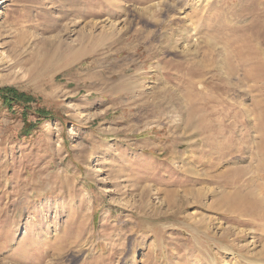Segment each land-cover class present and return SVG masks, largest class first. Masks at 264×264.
<instances>
[{
  "label": "rangeland",
  "instance_id": "374dc122",
  "mask_svg": "<svg viewBox=\"0 0 264 264\" xmlns=\"http://www.w3.org/2000/svg\"><path fill=\"white\" fill-rule=\"evenodd\" d=\"M0 87V264H264V0H0Z\"/></svg>",
  "mask_w": 264,
  "mask_h": 264
},
{
  "label": "bare ground",
  "instance_id": "6f19581e",
  "mask_svg": "<svg viewBox=\"0 0 264 264\" xmlns=\"http://www.w3.org/2000/svg\"><path fill=\"white\" fill-rule=\"evenodd\" d=\"M247 48L250 49V50L253 49L250 46H247ZM226 55H227V58L224 61V63H222L221 67H223V69H225L226 71H228V73L230 75H232L233 69L235 68V70H236V65L233 63V61H231V57H230V56H232L231 53H227ZM237 57L238 58L240 57V59L243 60L242 53L240 55H238ZM96 164H100V162H96ZM262 185H264V184H262ZM258 189H259L258 190L259 191V194L255 190L254 191L249 190V191H246L243 194L237 193L236 194V197L237 198H240V200H246L247 201V203H248L246 205L247 210L250 209L252 211H255L258 216L264 218V186L262 188L259 186ZM197 193H200V192H197ZM241 209H243V208H240L238 211H240V214H243L242 211H241ZM252 211H250V212H252Z\"/></svg>",
  "mask_w": 264,
  "mask_h": 264
},
{
  "label": "trees",
  "instance_id": "16d2710c",
  "mask_svg": "<svg viewBox=\"0 0 264 264\" xmlns=\"http://www.w3.org/2000/svg\"><path fill=\"white\" fill-rule=\"evenodd\" d=\"M32 100L33 98L24 92L10 87H0V104L8 108L21 103L28 104Z\"/></svg>",
  "mask_w": 264,
  "mask_h": 264
}]
</instances>
